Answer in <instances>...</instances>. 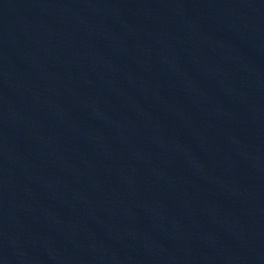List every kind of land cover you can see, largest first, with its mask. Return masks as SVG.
Instances as JSON below:
<instances>
[{
  "label": "water",
  "instance_id": "95a60500",
  "mask_svg": "<svg viewBox=\"0 0 264 264\" xmlns=\"http://www.w3.org/2000/svg\"><path fill=\"white\" fill-rule=\"evenodd\" d=\"M0 264H264V0H0Z\"/></svg>",
  "mask_w": 264,
  "mask_h": 264
}]
</instances>
